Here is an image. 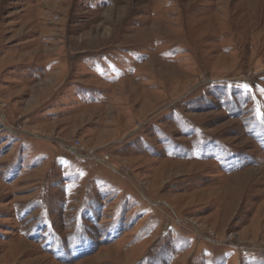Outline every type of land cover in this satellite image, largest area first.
<instances>
[{
	"label": "rangeland",
	"instance_id": "obj_1",
	"mask_svg": "<svg viewBox=\"0 0 264 264\" xmlns=\"http://www.w3.org/2000/svg\"><path fill=\"white\" fill-rule=\"evenodd\" d=\"M0 264H264V0H0Z\"/></svg>",
	"mask_w": 264,
	"mask_h": 264
}]
</instances>
